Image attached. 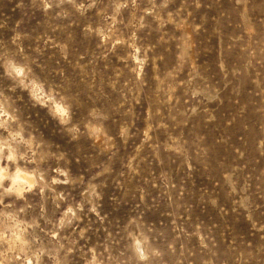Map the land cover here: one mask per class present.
<instances>
[{
	"label": "rangeland",
	"instance_id": "1",
	"mask_svg": "<svg viewBox=\"0 0 264 264\" xmlns=\"http://www.w3.org/2000/svg\"><path fill=\"white\" fill-rule=\"evenodd\" d=\"M0 106V138L23 129L44 161L4 204L45 231L99 205L60 233L69 264L119 255L129 225L141 264H264V0H0Z\"/></svg>",
	"mask_w": 264,
	"mask_h": 264
},
{
	"label": "clouds",
	"instance_id": "2",
	"mask_svg": "<svg viewBox=\"0 0 264 264\" xmlns=\"http://www.w3.org/2000/svg\"><path fill=\"white\" fill-rule=\"evenodd\" d=\"M63 2V0H61ZM9 75L15 74L16 77H23L24 70L11 65L9 62ZM20 83L24 84L21 80ZM51 104L54 106L56 112L61 116L67 115V110L62 108L53 97H49ZM0 119L4 123H0V128L8 129L5 127L9 121H13V117H9L8 113L0 106ZM64 122V121H62ZM23 129L18 131H10L8 139L0 138V264H13L18 261L19 264H43V258H47L52 264H69V253L75 246V239L70 237H60V233L65 229L73 228V225L78 226L81 221L82 215L95 214L98 220L103 221L104 217L100 216L98 211V203L93 200H88L87 203L90 207L87 208L85 213V203L82 201L78 204L70 203L67 208L61 213L58 222L53 223L52 220H46V224H50L51 228L47 231L40 229L39 224L34 219L29 224H24L23 220L19 217L26 213L33 207L25 201L24 205L17 207L15 200H24V194L32 191L36 187L35 184L25 185L21 181V176L33 175L40 178L44 173L39 171V164L43 163V157L39 154L40 145L36 144L33 139H25L22 135ZM35 149V150H34ZM23 162V168L21 167ZM29 165H37L33 171H29ZM57 173L61 176H67L66 172L56 169ZM10 182L6 186L5 182ZM51 184H67L69 181L54 179L50 181ZM48 188V184L41 186V191ZM91 196L96 197L95 187L91 188ZM15 198L13 203L4 204L6 198ZM65 200V197L56 195L53 197V203L57 210L60 209V201ZM41 218L45 217L44 209L41 206ZM91 224V222H89ZM31 229V231H29ZM37 229L44 233V238L37 234ZM89 228H82L79 232V237L83 238ZM125 236L123 239L130 240L131 243L120 252L119 255L114 256L109 250L110 245L106 247L108 255L105 257L102 253H98L95 248H90L88 253L84 256L91 254L90 259L85 260V264H141V259L135 253V246L139 242L132 225H129L124 230ZM76 235L73 228V237ZM67 241V245L64 241ZM7 245L4 249L3 246ZM63 253V255H62Z\"/></svg>",
	"mask_w": 264,
	"mask_h": 264
}]
</instances>
